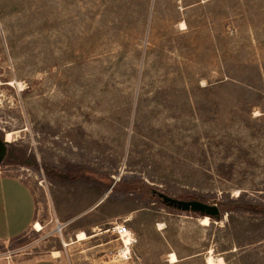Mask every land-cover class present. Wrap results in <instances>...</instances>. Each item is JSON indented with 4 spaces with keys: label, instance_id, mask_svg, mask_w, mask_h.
<instances>
[{
    "label": "rangeland",
    "instance_id": "1",
    "mask_svg": "<svg viewBox=\"0 0 264 264\" xmlns=\"http://www.w3.org/2000/svg\"><path fill=\"white\" fill-rule=\"evenodd\" d=\"M0 137L42 225L0 264H264V0H0Z\"/></svg>",
    "mask_w": 264,
    "mask_h": 264
},
{
    "label": "crops",
    "instance_id": "2",
    "mask_svg": "<svg viewBox=\"0 0 264 264\" xmlns=\"http://www.w3.org/2000/svg\"><path fill=\"white\" fill-rule=\"evenodd\" d=\"M37 221V202L29 184L21 177L0 173V241L15 239ZM41 224V223H40ZM77 240L76 233L71 241ZM53 257V256H52ZM56 258V257H55ZM18 264H61L49 255L24 258Z\"/></svg>",
    "mask_w": 264,
    "mask_h": 264
},
{
    "label": "bare ground",
    "instance_id": "3",
    "mask_svg": "<svg viewBox=\"0 0 264 264\" xmlns=\"http://www.w3.org/2000/svg\"><path fill=\"white\" fill-rule=\"evenodd\" d=\"M12 139H13V133L12 132H7L6 140L10 141ZM201 223L203 225H209L210 224L209 216L208 215L203 216L201 218ZM158 225H159V228L161 229L163 224L160 223ZM34 228H35V230H41L42 229V225L40 223H36ZM94 231H95L94 235L101 234L103 232H107V230L102 231V229H100V228L95 229ZM90 236L84 230H80V231H78V233L76 235V238H77L78 241H83V240L89 238ZM120 240H121L122 246H121V249L119 250V253H120L121 257H125L128 254V252H130V244L132 243L133 240H135L133 232L129 231L127 234L123 235ZM72 242L73 241L65 242L64 244L68 245V244H70ZM59 255H60V252L58 250H55V251L52 252V256L53 257H58ZM178 260L179 259H178V257H177L175 252H171L169 254V262L170 263H175ZM206 263L207 264H225V261L221 257L216 260L211 254H209V255L206 256Z\"/></svg>",
    "mask_w": 264,
    "mask_h": 264
},
{
    "label": "water",
    "instance_id": "4",
    "mask_svg": "<svg viewBox=\"0 0 264 264\" xmlns=\"http://www.w3.org/2000/svg\"><path fill=\"white\" fill-rule=\"evenodd\" d=\"M7 141H4L2 137H0V163L2 162L5 154H6V145ZM171 204L177 206L178 208L184 209V210H191L196 212H201L205 215H210L217 217L220 214V210L218 206L215 205H209L207 203H203L200 201H176L168 199Z\"/></svg>",
    "mask_w": 264,
    "mask_h": 264
},
{
    "label": "built area",
    "instance_id": "5",
    "mask_svg": "<svg viewBox=\"0 0 264 264\" xmlns=\"http://www.w3.org/2000/svg\"><path fill=\"white\" fill-rule=\"evenodd\" d=\"M108 231L114 233L118 239H121V237L125 234H127L129 231H131L128 226L125 223H121V224H115L112 227H110L108 229ZM135 242V240L132 241V243L130 244V247L132 246V244ZM131 250V249H130ZM123 258L125 260H129L131 258L130 252H128V254L125 257H121L120 253L118 252L116 254V258Z\"/></svg>",
    "mask_w": 264,
    "mask_h": 264
}]
</instances>
